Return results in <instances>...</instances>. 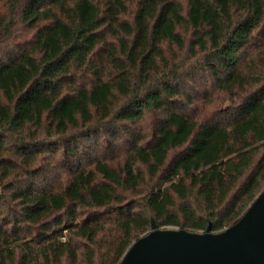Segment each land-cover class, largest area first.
<instances>
[{"label":"trees","instance_id":"1","mask_svg":"<svg viewBox=\"0 0 264 264\" xmlns=\"http://www.w3.org/2000/svg\"><path fill=\"white\" fill-rule=\"evenodd\" d=\"M264 188V0H0V264H117Z\"/></svg>","mask_w":264,"mask_h":264},{"label":"water","instance_id":"2","mask_svg":"<svg viewBox=\"0 0 264 264\" xmlns=\"http://www.w3.org/2000/svg\"><path fill=\"white\" fill-rule=\"evenodd\" d=\"M137 237L117 264H264V188L218 231L158 225Z\"/></svg>","mask_w":264,"mask_h":264}]
</instances>
